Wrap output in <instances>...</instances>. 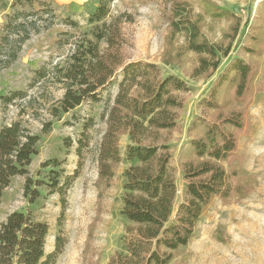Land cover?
Masks as SVG:
<instances>
[{
	"label": "trees",
	"instance_id": "16d2710c",
	"mask_svg": "<svg viewBox=\"0 0 264 264\" xmlns=\"http://www.w3.org/2000/svg\"><path fill=\"white\" fill-rule=\"evenodd\" d=\"M112 1L102 0L96 8L89 20L94 25L90 34L77 38L64 35L71 45L65 62L35 70L32 88H38L40 97L28 98V93L20 90L1 96L5 109L16 106L19 113L16 120L0 127V204L4 191L18 176L27 177L26 195H35L32 200L39 197L32 190L35 183L28 176V168L38 154L40 139L32 133L24 115L28 111L35 118L48 115L52 120L43 123V133H48L53 120L60 121L84 104L100 103L107 94V111L103 115L106 129L98 151V198L102 200L120 167L126 165L121 215L129 223L122 251L109 264H171L180 249L191 243L205 207L214 199L224 204L240 202L257 187V178L244 173L247 160L240 154L239 142L242 135L252 131L248 110L256 93L264 91V73L258 62L236 58L201 103L206 131L193 140L192 154L183 164L185 188L180 201L171 167L170 141L179 129L185 96L191 88L176 75H163L155 63L131 62L127 58L124 25L130 20L125 14H112ZM257 1L263 2L262 7L257 10L247 35L249 44L244 48L250 57L264 53V0ZM163 17L167 34L161 62L183 69L191 64L188 75L193 80L213 77L242 30L237 14L215 0H167ZM55 20L51 3L16 0L1 28L0 71L13 66L32 36L50 30ZM223 20L230 24L222 38L214 42L207 33L214 32V24ZM69 23L76 27L75 22ZM226 86L230 96L220 104L218 95ZM52 87L63 92L60 99L52 97ZM93 124L94 120H86L85 131ZM124 137L128 145L123 153ZM88 145L89 137L84 133L78 140L79 163L74 174L62 182L60 176L50 178L47 184L60 195L62 204L55 250L46 251V223L14 212L0 224V264H56L65 245L62 228L66 194L81 174L83 151ZM49 166L58 168L60 163L50 160L43 168ZM99 214L91 228L100 221ZM221 229L217 228L215 237L223 242ZM88 250L89 246L85 251Z\"/></svg>",
	"mask_w": 264,
	"mask_h": 264
},
{
	"label": "rangeland",
	"instance_id": "374dc122",
	"mask_svg": "<svg viewBox=\"0 0 264 264\" xmlns=\"http://www.w3.org/2000/svg\"><path fill=\"white\" fill-rule=\"evenodd\" d=\"M43 1L52 4L56 14L55 24L50 30L33 35L24 45L16 63L9 69L0 71V98L18 90L27 92L28 98L40 97L38 88H32L35 70L51 63L65 62L71 45L67 43V37L64 35L77 38L90 34L94 28L89 22L90 17L102 0ZM166 1L113 0L110 8L113 15L125 14L130 20L125 23L124 32L127 39L126 56L131 62L155 63L160 66L163 75H176L185 80L191 88V92L185 96L186 104L180 115L179 129L170 141L171 167L181 201L185 188L183 164L192 154L193 140L204 136L206 131L201 103L208 98L219 76L236 58L258 62L261 72L264 73V53L262 56L250 57L249 53L244 51L245 46L249 44L247 35L263 2L215 0L222 7L237 14L242 20V30L229 56L221 60L213 77L207 80H193L188 75L191 64L183 69L161 62L167 34V24L163 17ZM15 2L16 0H0V37L6 15L13 12ZM34 8L38 10L39 6L35 5ZM261 12L263 10L260 11V15H263ZM69 22H75L76 27ZM229 24L225 20L215 23L214 32L207 33L209 39L219 41ZM50 92L55 99H60L63 95L61 90L54 87ZM115 93L116 88L112 90L111 95ZM229 96L230 91L226 86L218 95L220 104ZM106 99L107 94L100 103L84 104L63 116L60 121L53 120V128L48 133H43L44 121L52 120L48 115L43 114L40 118H35L28 111L23 117L32 133L40 139L37 145L38 154L28 168V176L35 183L32 190H36L39 197L32 200L31 197L34 198L35 195H26V176L14 178L3 193L0 224L14 212H22L30 215L35 221L46 223L49 226L47 253L55 250L56 237L60 230L58 221L62 212L60 195L47 184L51 183L50 178L53 180L60 176L62 182L66 176L74 174L79 163L76 152L78 140L84 133L89 137V145L83 151L84 166L81 174L66 194L67 206L62 228L65 245L56 264H109L116 253L122 251V238L129 225L121 215L125 192L123 173L127 166L120 167L113 186L105 192L100 201L96 186L98 151L106 129L103 119L107 111ZM18 113L16 106L5 109L0 99V127L16 120ZM248 118L252 131L240 137L239 151L247 160L244 173L257 178L255 191L240 202L234 200L224 204L214 199L204 208L191 243L180 249L171 264H264V91L256 93L248 110ZM88 119L94 120V124L91 129L85 131L84 124ZM127 145L128 139L124 137L121 142L123 153ZM50 160H57L60 167L43 168ZM98 213L100 221L91 228ZM219 226L225 239L223 242L215 237ZM87 246L88 252L85 251Z\"/></svg>",
	"mask_w": 264,
	"mask_h": 264
}]
</instances>
